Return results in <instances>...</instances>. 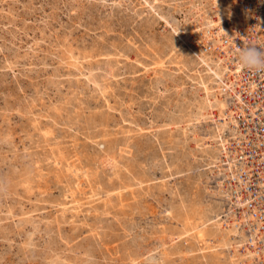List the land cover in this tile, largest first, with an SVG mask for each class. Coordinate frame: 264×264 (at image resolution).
Segmentation results:
<instances>
[{
  "label": "rangeland",
  "instance_id": "374dc122",
  "mask_svg": "<svg viewBox=\"0 0 264 264\" xmlns=\"http://www.w3.org/2000/svg\"><path fill=\"white\" fill-rule=\"evenodd\" d=\"M235 1L0 0V264H158L163 260V264H214L210 253L205 256L208 251L195 242L192 231H188L190 235L186 232V208L199 210L222 202L223 214L227 207L222 195L216 192L222 179L218 167L209 164V154L217 151L210 134L214 131V121L198 120L185 132V101H193L202 94L196 79L198 73L206 75L205 66L198 63L197 54L189 44L216 61L219 48L208 37L205 20H216L222 8L229 10L230 15L238 14L241 8L234 5ZM186 31L190 32L188 42ZM73 96L76 100L72 101ZM77 108H83L81 115ZM95 113L100 117L98 120ZM45 131L52 133L55 140ZM47 142L53 147L59 144L55 149L60 148L69 159L65 158L60 165L61 159H56L54 154L50 156L55 149ZM41 148L49 154H46L49 159ZM77 155L83 159V165L87 163L94 168L89 178L77 174L75 168L67 173V162L73 160L70 157L80 161ZM123 156L128 159H122ZM138 160L143 165L141 161L138 165ZM129 167L132 172L126 171ZM115 170L120 171H117L119 176ZM25 175L30 179H24ZM135 194L140 196L136 198ZM176 215L179 218L172 217Z\"/></svg>",
  "mask_w": 264,
  "mask_h": 264
},
{
  "label": "bare ground",
  "instance_id": "6f19581e",
  "mask_svg": "<svg viewBox=\"0 0 264 264\" xmlns=\"http://www.w3.org/2000/svg\"><path fill=\"white\" fill-rule=\"evenodd\" d=\"M217 1V0H216ZM234 5L236 7H239L241 8V10L239 8H236V11L239 9V13L237 14V12L235 13V15H230V11L227 10L226 8H222L220 9V7H218V10L220 9V11L218 12V18L216 20H214L213 18H210L208 20H205L208 24V31H209V35L208 37L211 38V40L213 41L214 43V46L219 48L218 51L220 53L219 57L217 58L216 61H212L207 55H205L204 53H200L197 51V47H193V45L190 43L189 46L190 48L194 49L195 53L197 54L196 56V59L198 61L199 64H203L205 66V70H206V75H203V74H200L198 73V76H197V79H196V83H197V87L199 89H201L203 92L200 96L196 97L193 101H189V100H182V101H185L186 102V130L185 132L187 133L188 130L190 129V125L191 124H194L196 121L198 120H201V119H206V118H209L210 120L212 119L214 121V131H212L210 134H211V138L214 139L212 140L211 142L212 143H215L217 144V151L215 153L214 151V155L212 154H209V157H210V162L209 164H216L217 167H218V174L221 175V180L219 181L218 183V187H219V190L216 191L217 193L221 194L222 195V199L224 201V203H226L225 205H227V207L224 208L223 210V214L220 212V209L223 208L222 207V202L221 203H218V204H210L209 206H204V208L202 209H192L191 207L190 208H186V232H191L192 231V236L195 238V242H200V248H203V249H206L208 251V254H205V256H209V253H210V258L211 260L213 261L214 264H264V231L262 229V225H264V219L259 216L260 213L264 214V199L263 202H261L260 199L258 198H253V195H252V190L249 188L250 186V181L252 180V174H253V165L252 164H248V161H249V156L246 155L245 153H243V150L246 148L244 147H240L242 145V142L243 140L246 139V133L244 131V129H242L240 127V120L238 118V115H240L241 113L243 115H246V112L244 111V105H243V101H242V95H241V90L243 89V85H244V82L242 81V71L244 68H242L239 64V61H238V48H242L244 47L245 45L247 44H251V41H250V35H252L254 32L253 30H256V32L259 33L260 36L263 35V28H264V0H236L234 2ZM242 13V14H240ZM222 19H225L224 22H222L221 20ZM168 20V19H167ZM253 21H254V25H255V28L253 26ZM227 24V25H226ZM216 26V28H214ZM206 30V31H207ZM186 41L188 42L189 39H188V35H190V32L186 31ZM181 35V34H180ZM183 38V37H182ZM184 40V39H183ZM262 40V38H261ZM65 49V48H63ZM62 49V51L64 52V50ZM72 49V48H71ZM67 50V48H66ZM66 50H65V54H66ZM69 50V48H68ZM75 50V49H74ZM71 51V50H69ZM73 52V51H72ZM63 54V53H62ZM68 54L70 55V53L68 52ZM67 54V55H68ZM74 54V53H73ZM82 54V53H81ZM85 54V53H84ZM83 56H86L84 55ZM87 54V53H86ZM62 56V55H61ZM88 56V55H87ZM71 57V55H70ZM78 57V55H77ZM89 57V56H88ZM72 58V57H71ZM83 58V57H82ZM87 58V57H86ZM66 59V58H65ZM81 59V58H80ZM88 59V58H87ZM117 59V58H116ZM61 60V59H60ZM73 60V58H72ZM78 59H76L75 62H77ZM85 60V59H84ZM90 60V59H89ZM58 61V60H57ZM70 61V59H69ZM74 62V64H75ZM78 63V62H77ZM76 63V64H77ZM69 65H71V63H69ZM78 65V64H77ZM73 66V65H72ZM79 66V65H78ZM71 67V66H70ZM76 67V66H75ZM77 68V67H76ZM86 68V67H85ZM204 69V68H203ZM72 70V69H71ZM94 72V71H93ZM162 72V71H161ZM92 74V72L90 73ZM162 74V73H161ZM95 76V75H93ZM60 77V76H59ZM80 78V77H79ZM93 78V77H92ZM78 79V78H77ZM84 79V78H83ZM96 79V78H95ZM80 80V79H79ZM81 81V80H80ZM95 81V80H94ZM210 81L213 82V86L210 87ZM99 82V81H98ZM97 82V84H98ZM114 82V81H113ZM112 82V83H113ZM214 82L216 83L215 86H214ZM75 84V83H74ZM79 84V83H78ZM82 85V83H80ZM96 84V85H97ZM100 84V82H99ZM98 84V85H99ZM152 84V83H151ZM156 84V83H155ZM76 85V84H75ZM104 85V84H103ZM84 87V86H83ZM86 87V86H85ZM106 87V85L104 86ZM249 89H253L255 88V85L250 83L249 85L247 86H244V88H248ZM76 88V87H75ZM80 88V87H79ZM150 88V87H149ZM215 88V89H213ZM87 89V88H86ZM95 90L97 89L96 87L94 88ZM100 89V88H99ZM83 90V89H82ZM81 90V91H82ZM108 90V88H107ZM106 90V91H107ZM151 90V89H149ZM72 91V90H71ZM87 91V90H86ZM92 91V90H91ZM101 91V90H100ZM76 92V91H75ZM78 92V91H77ZM84 92V91H83ZM97 92V91H96ZM146 92V91H145ZM154 92V91H153ZM82 93V92H80ZM85 93V92H84ZM95 93V92H93ZM105 93V92H104ZM147 93V92H146ZM76 94V93H75ZM92 94V92H91ZM103 94V92H102ZM101 94V95H102ZM77 95V94H76ZM149 95V94H148ZM198 95V94H197ZM72 95H70L69 97H71ZM81 96V94H80ZM84 96V94H83ZM104 96V95H102ZM154 96V95H152ZM195 96V95H194ZM67 97V96H65ZM69 97L67 99H69ZM74 98H72L71 100L73 101V99H75L76 96H73ZM94 97V96H93ZM89 98V96H88ZM151 98V97H150ZM192 98V97H191ZM190 98V99H191ZM194 98V97H193ZM192 98V99H193ZM78 99V98H77ZM80 99V98H79ZM78 99V100H79ZM81 99H83L81 97ZM65 100V98H64ZM76 100V99H75ZM77 100V101H78ZM101 100V99H100ZM107 100V99H106ZM59 101V99H58ZM62 99L60 98V103H61ZM66 101V100H65ZM63 101V102H65ZM86 101V100H85ZM133 101V100H132ZM82 103V100L80 101ZM84 102V100H83ZM101 102V101H100ZM104 102V101H103ZM68 103L70 104V102L68 101ZM109 103V102H108ZM124 103V102H123ZM134 103V102H133ZM72 104V103H71ZM83 104V103H82ZM89 105V103H87ZM106 104V103H105ZM104 104V105H105ZM180 104V103H178ZM177 104V105H178ZM182 104V103H181ZM57 104H55L56 106ZM62 105V104H61ZM64 106L63 107H66L65 104H63ZM75 105H77L75 103ZM100 105V104H99ZM97 106V107H100V106ZM182 105H185V103H183ZM58 106V105H57ZM56 106V107H57ZM78 106H81V105H77ZM109 106V105H108ZM113 106V105H112ZM84 107H85V104H84ZM83 107V108H84ZM106 107V106H105ZM110 107V106H109ZM175 107V106H174ZM185 107V106H184ZM54 108V107H53ZM82 108V109H83ZM113 108V107H112ZM194 108V109H193ZM66 109V108H65ZM79 109V108H77ZM81 108L79 109L80 111H78L79 113L82 112ZM102 109V108H101ZM100 109V111H101ZM55 110V109H54ZM60 110V108L58 109ZM76 111V110H75ZM86 111V110H85ZM94 111V110H93ZM171 111V110H170ZM179 111V110H178ZM181 111V110H180ZM184 110L182 109L181 112H183ZM63 112V110H62ZM76 111V113H78ZM96 112V111H95ZM98 112V110H97ZM96 112V113H97ZM103 112V110H102ZM167 112V111H166ZM55 113V112H54ZM96 113L94 114L96 116ZM98 113H101V112H98ZM108 113V111H107ZM59 114V113H58ZM58 114L56 115L55 113V116H58ZM74 114V113H73ZM83 114V113H82ZM109 114V113H108ZM107 114V115H108ZM81 115V113H80ZM79 115V116H80ZM90 115V114H89ZM93 115V114H92ZM99 115V114H98ZM61 116V114H60ZM72 116V115H71ZM76 116V115H75ZM78 116V115H77ZM70 117V116H69ZM90 117V116H89ZM60 118V117H58ZM57 118V120H58ZM63 118V117H62ZM71 118V117H70ZM75 118V117H73ZM92 118V117H91ZM97 120L98 118H100L99 116H96ZM102 118V117H101ZM104 118V116H103ZM102 118V119H103ZM177 118V117H176ZM182 118V117H181ZM89 119V118H88ZM95 119V117H94ZM93 119V120H94ZM180 119V118H179ZM65 120V119H64ZM67 120V119H66ZM65 120V121H66ZM91 120V119H90ZM93 120H91V122H93ZM101 120V119H100ZM109 120V119H107ZM106 120V121H107ZM35 121V120H34ZM38 121V120H37ZM51 121V120H50ZM74 121V120H73ZM105 120H103L102 122H105L107 123ZM36 122V121H35ZM52 122V121H51ZM54 122H57V121H54ZM69 122V120H68ZM91 122H89L91 124ZM96 122V121H95ZM100 122V124L102 123ZM110 122V121H109ZM34 123V122H33ZM40 123V121H39ZM99 123V122H97ZM96 123V124H97ZM175 123V122H174ZM178 123V122H177ZM176 123V124H177ZM53 124V122L51 123ZM56 124V123H55ZM93 124V123H92ZM91 124V125H92ZM94 124V125H96ZM35 125H39V124H35ZM41 125V123H40ZM103 125V124H102ZM110 125V124H109ZM34 126V125H33ZM32 126V127H33ZM49 127V123L46 125ZM101 126V125H100ZM106 126V124L104 125ZM184 126V127H185ZM35 127V126H34ZM37 127V126H36ZM95 127V126H94ZM178 127V126H177ZM212 127V125H211ZM39 128V126H38ZM45 128V126H44ZM47 128V127H46ZM182 128V127H181ZM180 128V129H181ZM34 129V128H33ZM54 129V127H53ZM52 129V130H53ZM105 129V128H104ZM109 129V128H108ZM179 129V130H180ZM35 132H36V129H34ZM50 130V129H48ZM51 130V131H52ZM102 130V129H101ZM107 130V128H106ZM39 131V129H38ZM37 131V132H38ZM44 131V130H43ZM99 131V130H98ZM171 131V130H170ZM181 131V130H180ZM45 132H48V136H52L50 133L49 135V131H45ZM100 132V131H99ZM102 132V131H101ZM179 132V131H177ZM176 132V133H177ZM42 133V132H41ZM44 133V132H43ZM42 133V134H43ZM69 133V132H68ZM92 133V132H91ZM95 133V132H94ZM93 133V134H94ZM173 133V132H172ZM183 133V131H182ZM181 133V135H182ZM185 133V134H186ZM39 134V133H38ZM46 134V133H45ZM54 134V133H53ZM89 134V133H88ZM99 134V133H98ZM105 134V133H104ZM108 134V133H107ZM110 134V132H109ZM170 134V133H169ZM175 134V133H174ZM189 134V133H188ZM195 134V133H194ZM41 135V134H39ZM29 136V135H28ZM38 136V135H37ZM71 136V134H70ZM89 136H91L89 134ZM87 136V137H89ZM95 136V135H94ZM102 136V135H101ZM179 136V135H178ZM40 137V136H38ZM100 137V136H99ZM127 137V135H126ZM173 137V136H172ZM49 138V137H48ZM47 138V139H48ZM52 140H55L54 137L52 136L51 137ZM108 138V137H107ZM177 137H175L176 139ZM184 138V137H183ZM196 138V137H195ZM42 139H45V136L44 138H41ZM62 139V138H61ZM75 139V138H74ZM168 139V138H167ZM174 139V141H175ZM185 139V138H184ZM51 140V141H52ZM59 140V138H58ZM57 140V141H58ZM63 140V139H62ZM96 140V139H95ZM173 140V138H172ZM183 140V139H182ZM202 140V139H200ZM39 141V140H38ZM45 141V140H44ZM56 141V142H57ZM78 141V140H77ZM97 141H101V140H96ZM110 141V140H109ZM126 141V140H125ZM178 140H176L177 142ZM181 141V140H180ZM186 141V140H185ZM50 142V141H49ZM54 142V141H53ZM52 142V143H53ZM63 142V141H62ZM76 142V141H74ZM94 142V143H96ZM114 143V141H112ZM175 142V143H176ZM182 142V141H181ZM180 142V143H181ZM38 143V142H37ZM43 143V142H42ZM51 143V142H50ZM50 143L47 142V144L50 145ZM58 143V142H57ZM56 143V144H57ZM69 143V142H67ZM84 143V142H83ZM104 143V142H103ZM102 143V144H103ZM106 143V142H105ZM109 143V142H108ZM107 143V144H108ZM184 143V142H182ZM181 143V144H182ZM41 144V142H40ZM45 144V143H44ZM45 144V145H47ZM71 144V143H70ZM100 144V143H99ZM110 144V143H109ZM112 144V143H111ZM171 144V143H170ZM173 144V143H172ZM178 144V143H176ZM175 144V146H176ZM187 144V142H186ZM200 144V143H198ZM203 144H206L205 142H202V145ZM85 145V144H84ZM83 145V146H84ZM42 146V145H41ZM48 146V145H47ZM56 146V145H55ZM55 146H51L50 147H53V149H55ZM58 147H60L59 144H57ZM56 146V148H58ZM66 147V145H64ZM68 146V144H67ZM77 146V145H76ZM99 146V145H98ZM97 146V147H98ZM104 146V145H103ZM102 146V148H103ZM111 146V145H109ZM129 146V144H128ZM175 146L172 145V147L175 148ZM183 146V145H182ZM198 146V145H197ZM210 146V145H209ZM40 147V146H39ZM46 147V146H45ZM49 147V148H50ZM64 147V148H65ZM73 147V146H72ZM71 147V148H72ZM82 147V146H81ZM112 147V146H111ZM126 147V146H125ZM131 147V146H130ZM38 148V147H37ZM47 148V150L49 149ZM68 148V147H67ZM66 148V149H67ZM87 148V147H86ZM85 148V149H86ZM105 148V147H104ZM106 148H109V147H106ZM124 148V147H123ZM201 148V147H200ZM216 148V147H215ZM214 148V149H215ZM42 149V148H41ZM77 149V148H76ZM82 149V148H81ZM112 149V148H110ZM114 149V148H113ZM183 149V147H182ZM204 149V148H203ZM209 149V148H208ZM57 149H55V151L52 150V155L50 154V156H53L54 154V157L56 159H61L64 160L65 158H67L68 156L64 155L62 153V150L60 151V148L56 151ZM64 150V149H63ZM72 150V149H71ZM88 150V149H87ZM98 150V149H97ZM96 150V153L98 152ZM104 150V149H103ZM123 150V149H122ZM174 150V149H173ZM213 150V149H212ZM38 151V150H37ZM43 149H42V153H43ZM51 151V150H49ZM187 151V150H186ZM206 152H208L207 150H205ZM204 151V152H205ZM41 152V151H40ZM68 154L71 152L67 151ZM74 152V151H72ZM71 152V153H72ZM102 151L100 150V153ZM105 152V151H103ZM102 152V153H103ZM107 150H106V154H107ZM110 152V151H109ZM115 152V151H114ZM126 152H127V148H126ZM130 152V150H129ZM203 152V151H202ZM203 152V153H204ZM41 153V154H42ZM78 154L80 152H77ZM94 153V152H93ZM118 153V152H117ZM123 153V152H122ZM202 153V154H203ZM36 154V152H35ZM40 154V153H39ZM40 154V156H41ZM45 153H43L44 155ZM46 154H48L46 152ZM45 154V155H46ZM73 154V153H72ZM75 154L74 153V157H75ZM81 154V153H80ZM88 154V153H87ZM86 152H85V155H87ZM90 154V152H89ZM104 154V155H106ZM109 154V153H108ZM114 154V153H113ZM183 154V153H182ZM34 155V154H33ZM49 155V154H48ZM93 155V154H92ZM95 155V154H94ZM112 155V153H111ZM116 155V154H115ZM207 155V154H206ZM36 156H38V153L36 154ZM47 156V155H46ZM71 156V155H70ZM73 156V155H72ZM79 156V155H77ZM88 156H91V155H88ZM97 156V155H96ZM108 156V155H107ZM106 156V157H107ZM119 156V155H118ZM122 156V155H121ZM129 156V155H128ZM188 156V155H187ZM39 157V156H38ZM45 157V156H44ZM43 157V158H44ZM53 157V158H54ZM74 157H70L72 158L73 160L75 159ZM81 158V156H79ZM85 157V156H83ZM110 157V156H108ZM115 157V156H113ZM131 157V156H129ZM48 158V156H47ZM50 158V157H49ZM48 158V159H49ZM52 158V159H53ZM79 158V159H80ZM97 160L98 157H96ZM102 158V157H101ZM124 158V156L122 157V159ZM127 158V156H126ZM124 158V159H126ZM135 158V157H134ZM178 158V157H177ZM197 158V156L195 157ZM35 159V158H34ZM40 159V157H39ZM69 159V158H67ZM77 159V158H76ZM87 159V158H86ZM89 159V158H88ZM87 159V160H88ZM107 159V158H106ZM111 159V158H110ZM113 159V158H112ZM128 159V158H127ZM35 160H38V159H35ZM54 160V159H53ZM71 160V159H70ZM72 160V161H73ZM78 160V159H77ZM77 160H74L73 162H67V170L66 171H72L73 168H75L78 172L77 174H81L83 176H87L86 178H89L88 176L91 174V171H93V169L89 166H87L85 163V165H83L81 163V160H83L82 158L80 159V161H77ZM94 160V159H93ZM96 160V159H95ZM96 160V161H97ZM101 160V159H100ZM99 160V161H100ZM105 160V159H104ZM103 160V161H104ZM180 160V159H179ZM40 161V160H38ZM47 161V160H45ZM52 161V160H51ZM56 162V160H54ZM85 161V160H84ZM83 161V162H84ZM107 161V160H106ZM105 161V163H106ZM110 161V160H109ZM119 161V160H118ZM124 161V160H123ZM127 161V160H126ZM135 161V160H134ZM133 161V162H134ZM139 161L141 160H138V165H139ZM37 162V161H36ZM43 162V161H42ZM49 162V161H48ZM66 163V161H64ZM89 162V160L87 161ZM102 162V161H101ZM111 162V161H110ZM116 162V161H114ZM128 162V161H127ZM132 162V161H131ZM132 162V163H133ZM142 162V161H141ZM35 163V162H34ZM39 163V162H38ZM36 163V164H38ZM51 163V162H50ZM53 163V162H52ZM63 161L60 163V165H62ZM92 162L88 163V164H91ZM104 163V164H105ZM108 163V161H107ZM129 163V162H128ZM127 163V165H129ZM40 164V163H39ZM38 164V165H39ZM43 164V163H42ZM55 164V163H54ZM53 164V165H54ZM93 164V163H92ZM101 164V163H99ZM113 165V163H111ZM125 165V163H123ZM37 165V166H38ZM47 165V163H46ZM51 165V164H49ZM58 165V164H57ZM55 165V166H57ZM60 165H58L57 167H61ZM110 165V164H109ZM134 165V164H133ZM142 165H143V162H142ZM35 166V164H34ZM43 166H45V164H43ZM146 166V165H144ZM143 166V167H144ZM49 167V166H47ZM54 167V166H53ZM64 167V166H63ZM98 167V166H96ZM95 167V168H96ZM105 167V165H104ZM117 168V166H115ZM114 167V168H115ZM134 167V166H133ZM132 167V168H133ZM137 167V166H135ZM139 167V166H138ZM142 167V166H141ZM142 167V168H143ZM39 168V167H38ZM102 168V167H101ZM122 168V167H121ZM124 168V167H123ZM126 168V167H125ZM191 168V166H190ZM32 169V168H31ZM37 169V168H36ZM43 169V167H42ZM46 169V168H45ZM62 169V168H61ZM99 169V168H98ZM103 169V168H102ZM143 169L146 170V167H144ZM35 170V168H34ZM47 170V169H46ZM49 170H51L49 168ZM130 170L132 172V170L130 169H126V171ZM134 170V169H133ZM137 170V169H136ZM145 170H144V173H145ZM33 171V170H31ZM55 171V170H54ZM63 171V170H62ZM69 171L67 173H69ZM96 171H97V168H96ZM116 171V170H115ZM118 171V170H117ZM116 171V173H117ZM140 170H138L137 172L139 173ZM147 171V170H146ZM24 172H27V171H24ZM35 172V171H34ZM33 172V173H34ZM40 172H45V171H40ZM53 172V171H51ZM59 172V175H60V171ZM65 172V171H64ZM98 172V171H97ZM102 172V171H101ZM120 172V171H118ZM123 172V171H121ZM129 172V171H128ZM135 172V171H134ZM136 172V173H137ZM142 172V171H140ZM176 172V171H174ZM29 173V172H28ZM32 173V172H31ZM30 173V175H32ZM37 173V172H36ZM67 173L65 174L66 177H67ZM76 172H74L73 174H75ZM100 173V172H99ZM27 175V173H25ZM40 174V173H38ZM71 174V173H70ZM72 174V175H73ZM93 174V173H92ZM115 173H113L114 175ZM120 174V173H119ZM123 174V173H122ZM121 174V175H122ZM142 174V173H141ZM146 174V173H145ZM25 175V178L26 180L30 179L29 176H26ZM98 175V174H97ZM102 174H100L101 176ZM112 176V174H110ZM125 175V174H124ZM130 175V174H129ZM137 175V174H136ZM140 175V174H139ZM22 176V175H21ZM78 176V175H77ZM95 178L98 180V176H96V174L94 175ZM117 176L118 173H117ZM143 176V175H142ZM23 177V176H22ZM45 177V176H44ZM61 177V176H60ZM59 177V178H60ZM62 177H64L62 175ZM73 177V176H72ZM75 177V175H74ZM105 177V176H104ZM109 177V176H106V178ZM132 177V176H131ZM137 177V176H136ZM140 176H138L139 178ZM71 178V177H70ZM77 178V177H76ZM80 178V177H79ZM84 178V177H83ZM117 179H120V177H116ZM122 178V177H121ZM127 178V177H126ZM130 178V177H129ZM135 178V174L133 173V179ZM20 179V178H18ZM75 179V178H74ZM94 179V178H93ZM103 179V178H102ZM101 178L99 180H102ZM114 179V178H113ZM111 178V180H113ZM131 179V178H130ZM152 179V178H151ZM61 180V178H60ZM71 180V179H69ZM68 180V181H69ZM73 180V179H72ZM71 180V182H72ZM78 180V179H75V181ZM87 180V179H86ZM90 180V179H89ZM106 180V179H105ZM122 180V179H121ZM63 182H65L64 180H62ZM67 181V182H68ZM85 181V180H84ZM95 181V179H94ZM93 181V182H94ZM115 180H113L114 182ZM124 181V180H123ZM122 181V182H123ZM132 181V180H131ZM136 182V180H133ZM147 181V180H146ZM77 182V181H76ZM100 182V181H99ZM105 182V181H104ZM103 182V183H104ZM108 182H111V181H108ZM121 182V181H120ZM125 182V181H124ZM123 184H126L124 183ZM134 182V183H135ZM141 182V181H140ZM149 182V181H147ZM166 182V181H165ZM218 182V181H217ZM27 183V182H26ZM69 183V182H68ZM79 183V182H78ZM92 183V182H91ZM90 183V184H91ZM97 183V182H96ZM107 183V181H106ZM105 183V184H106ZM112 183V182H111ZM117 183V182H116ZM133 183V182H131ZM130 183V184H131ZM133 183V184H134ZM137 183H139V181L137 180ZM151 183V182H150ZM158 183V182H157ZM162 183V182H161ZM59 184V183H58ZM76 184V183H75ZM81 184V183H80ZM89 184V185H90ZM101 184V183H100ZM109 185L108 186H111L113 185H110V183H108ZM119 184V183H118ZM129 184V183H128ZM167 184V183H166ZM165 184V185H166ZM169 184V183H168ZM167 184V185H168ZM177 184V183H176ZM175 184V185H176ZM191 184V183H189ZM193 184V182H192ZM63 185V184H62ZM78 185V184H77ZM88 185V184H87ZM117 185V184H116ZM136 185V184H135ZM134 185V186H135ZM144 185V184H143ZM147 185H150V184H147ZM158 185H161V184H158ZM174 185V184H173ZM172 185V186H173ZM200 185V184H199ZM25 186V184H24ZM28 186V185H27ZM64 186V185H63ZM72 186V185H70ZM74 186V185H73ZM76 186V185H75ZM80 186V185H79ZM78 186V187H79ZM106 186V185H105ZM106 186V191H107V187ZM132 186V185H131ZM130 186V188H131ZM260 186H264V179H261L260 181ZM66 186H64V189H65ZM69 187V186H68ZM87 187V186H86ZM85 187V188H86ZM92 187V185H91ZM104 187V184H102V189ZM115 187V186H114ZM114 187H112L114 189ZM128 187V186H127ZM137 187V186H136ZM145 187V186H143ZM150 187V186H149ZM174 187V186H173ZM180 187V186H179ZM200 187V186H199ZM80 188V187H79ZM82 188V187H81ZM84 188V187H83ZM84 188V189H85ZM118 187H116L117 189ZM129 188V187H128ZM142 188V187H141ZM163 188H165L163 186ZM169 188V187H168ZM171 188V187H170ZM186 188V187H185ZM27 189V188H26ZM78 188L74 189V190H77ZM95 189V188H93ZM98 189V188H97ZM96 189V190H97ZM100 189V187H99ZM123 189V187H122ZM126 189V188H125ZM135 189V188H134ZM133 189V190H134ZM137 189V188H136ZM139 189V188H138ZM153 189V188H152ZM158 189V188H156ZM191 189V188H190ZM263 188H259V192H261ZM30 190V189H29ZM120 190V188H119ZM131 190V189H130ZM132 190V191H133ZM141 190V189H140ZM143 190V189H142ZM159 190V189H158ZM166 190V188H165ZM178 190V189H177ZM182 190V189H181ZM192 190V189H191ZM71 191V190H70ZM73 191V190H72ZM81 191V190H80ZM99 191V190H98ZM97 191V192H98ZM101 191V190H100ZM104 191V189H103ZM113 191V190H112ZM149 191V190H148ZM157 191V190H156ZM175 193H176V190L174 189L173 190ZM184 191V190H183ZM186 191V189H185ZM77 192V191H76ZM76 192L74 193V195L76 194ZM84 192V191H83ZM96 192V193H97ZM105 192V191H104ZM116 192V191H115ZM121 191H119L120 193ZM137 192V191H136ZM140 193V191H138ZM147 192V191H146ZM62 193H65V192H62ZM66 193H69V190L68 192ZM86 193V192H85ZM89 193V192H88ZM94 191L91 193L93 194ZM117 193V192H116ZM142 194L145 193V192H141ZM149 193V192H148ZM147 193V194H148ZM185 193V192H184ZM196 193V192H195ZM72 194V193H70ZM80 194V193H79ZM104 194V193H103ZM112 194V193H110ZM114 194V192H113ZM118 194V193H117ZM132 194V192H131ZM134 194V193H133ZM132 194V195H133ZM137 194V193H136ZM134 195L136 198H138L139 196L138 195ZM152 194H154V191L152 192ZM151 194V195H152ZM178 194V193H177ZM187 194V193H185ZM202 194V193H201ZM67 195V194H66ZM116 195V194H115ZM121 195V194H119ZM180 195V194H179ZM190 195V194H189ZM189 195H184L185 197L187 196V198L189 197ZM192 195V194H191ZM195 195V194H194ZM198 195V193H197ZM199 195H200V192H199ZM61 196V195H60ZM77 196V195H75ZM91 196V195H90ZM102 196V195H101ZM109 196V194L107 195ZM123 196V193L122 195ZM129 196V195H128ZM142 196V195H141ZM150 196V195H149ZM174 196V193L173 195ZM203 196V195H202ZM220 197V195H218ZM63 197H64V194H63ZM62 197V198H63ZM68 197V196H67ZM85 197V196H84ZM88 197H89V194H88ZM98 197V196H97ZM100 197V196H99ZM105 197V196H104ZM111 197V195H110ZM124 197V196H123ZM178 197V195H177ZM183 197V198H185ZM194 197V196H193ZM83 198V196L81 197ZM80 198V200H81ZM103 198V197H102ZM101 198V199H102ZM108 198V197H107ZM121 198V197H120ZM119 198V199H120ZM127 198V196H126ZM148 198V197H146ZM145 198V199H146ZM187 198H185L187 200ZM195 198V197H194ZM197 198V197H196ZM51 199V198H50ZM65 199V198H63ZM71 199V197H70ZM69 199V200H70ZM73 199V198H72ZM94 199V198H93ZM99 199V198H98ZM97 199V200H98ZM100 199V201H101ZM104 199V198H103ZM106 199V198H105ZM130 199V198H129ZM178 199V198H177ZM176 199V200H177ZM212 199V198H211ZM61 200V199H60ZM74 200V199H73ZM109 200V199H108ZM122 200V199H120ZM124 200V198H123ZM128 200V199H127ZM175 200V202H176ZM181 201V199H179ZM193 200V199H192ZM203 200V199H202ZM207 200V199H205ZM255 200V201H254ZM72 201V200H71ZM90 201V200H89ZM94 201V200H92ZM98 201V202H100ZM138 201V200H137ZM184 201V200H183ZM190 201V200H189ZM210 201V200H209ZM217 201V200H215ZM221 201V200H220ZM62 202V201H61ZM65 204H67L66 202L67 201H64ZM117 202V201H116ZM132 202V201H131ZM135 202V201H134ZM182 202V201H181ZM253 202V203H252ZM60 203V202H58ZM57 203V204H58ZM76 203V201L74 202ZM84 203V202H82ZM109 203V202H108ZM107 203V204H108ZM114 203V202H112ZM111 203V204H112ZM138 203V202H137ZM172 203V202H171ZM189 203V202H188ZM197 203L199 204L198 200H197ZM217 203V202H216ZM64 204V205H65ZM106 204V203H105ZM169 204V203H168ZM173 204V203H172ZM177 204V203H176ZM181 204V203H179ZM192 204V203H190ZM195 204V202L193 203ZM68 205V204H67ZM197 205V204H196ZM72 206H73V203H72ZM104 206V205H103ZM107 206H110V205H107ZM106 206V208H107ZM63 207H66V206H63ZM170 207V206H169ZM177 207V206H176ZM181 207H183V204L181 205ZM68 208V207H66ZM70 208V207H69ZM72 208V207H71ZM135 208V207H133ZM173 208V207H172ZM61 209V208H60ZM73 209V208H72ZM175 209V208H174ZM64 210V209H63ZM68 210V209H67ZM171 210V209H170ZM185 210V209H184ZM62 211V210H61ZM66 211V210H65ZM77 211V210H76ZM179 211V210H178ZM181 211V210H180ZM179 211V212H180ZM173 212V211H172ZM175 212V211H174ZM184 212V211H183ZM65 213V212H64ZM171 213V212H169ZM173 214V213H172ZM180 214V213H178ZM182 214V212H181ZM184 214V213H183ZM76 216V214H75ZM171 216V215H170ZM184 216V215H183ZM172 217H177L179 218V215H176V216H172ZM182 217V216H181ZM185 217V216H184ZM62 218V217H61ZM176 218V219H177ZM65 219V218H64ZM183 219V218H182ZM181 219V220H182ZM27 220V219H26ZM70 220V219H69ZM184 220V219H183ZM183 220H182V223H183ZM55 222V221H53ZM180 222V221H179ZM185 222V221H184ZM45 223V222H44ZM178 223V221H177ZM46 224V223H45ZM48 224V223H47ZM39 226V224H37ZM36 225V226H37ZM95 225V224H94ZM183 225V224H182ZM181 225V226H182ZM96 226V225H95ZM94 226V227H95ZM177 226V225H176ZM179 226V225H178ZM185 226V225H183ZM46 227V226H45ZM36 228V227H35ZM177 228V227H176ZM92 229V228H91ZM166 229V228H165ZM173 229V228H171ZM181 229V228H180ZM184 230V227L182 228ZM169 230V229H168ZM167 231V230H166ZM185 231V230H184ZM33 232V231H32ZM188 232V234H189ZM30 234V233H29ZM175 234V233H174ZM184 234V233H183ZM182 234V235H183ZM179 235V234H178ZM190 235V234H189ZM31 236V235H30ZM33 236V235H32ZM180 236V235H179ZM178 236V237H179ZM187 236V235H186ZM169 237H172L171 239L173 240V236H169ZM177 237V236H176ZM184 237V236H183ZM182 237V238H183ZM168 238V237H166ZM189 238V236H188ZM192 238V237H191ZM170 239V238H169ZM167 239V240H169ZM184 240V238H183ZM166 241V240H165ZM170 241V240H169ZM188 241V240H187ZM186 241V242H187ZM161 242H164V241H161ZM168 242V241H166ZM172 242V241H171ZM194 242V241H193ZM163 244V243H162ZM166 244V243H165ZM164 244V245H165ZM174 244V243H172ZM187 244V243H186ZM198 245V244H197ZM167 246V245H166ZM171 246V245H170ZM185 246V245H184ZM164 247V246H163ZM174 247V246H173ZM188 247V246H187ZM190 247V246H189ZM184 248V247H183ZM199 248V249H200ZM179 249V248H178ZM171 250V249H170ZM175 250V249H174ZM181 250V249H180ZM150 251V250H149ZM185 250H183L184 252ZM175 252V251H174ZM164 253V252H163ZM181 253V252H179ZM169 254V253H167ZM172 254V253H171ZM171 254H170V257H171ZM178 254V253H177ZM176 254V255H177ZM184 255V254H183ZM185 256V255H184ZM202 256V255H201ZM163 257V255H162ZM182 257V256H181ZM179 257V258H181ZM204 257V256H202ZM152 258V257H151ZM186 257H184L185 259ZM163 259V258H162ZM176 259V258H175ZM182 259V258H181ZM170 260V258H169ZM172 260V258H171ZM179 260V259H177ZM204 260V259H203ZM164 261V260H163ZM163 261H160L158 262L159 263H162ZM165 261H168L165 260ZM174 261V259H173ZM211 261V262H212ZM205 262V261H203ZM169 263V262H168ZM167 262L165 264H168ZM172 264V262H170ZM210 263V262H209ZM163 264V263H162ZM180 264V262H179ZM204 264V263H203Z\"/></svg>",
  "mask_w": 264,
  "mask_h": 264
},
{
  "label": "built area",
  "instance_id": "2783aa9c",
  "mask_svg": "<svg viewBox=\"0 0 264 264\" xmlns=\"http://www.w3.org/2000/svg\"><path fill=\"white\" fill-rule=\"evenodd\" d=\"M253 26L255 28L254 21ZM253 32L250 35L251 44L260 49V46H264V28L262 36L256 30ZM242 76L244 85L241 95L246 115L241 113L238 118L240 127L244 129L247 137L240 147L246 148L243 153L249 156L248 164H252L254 167L249 185L253 198L256 197L263 202L264 186H260V181L264 179V72L256 73L243 69ZM250 83L255 85L254 90L249 89V87L244 88ZM261 187L263 189L259 192ZM259 216L264 219V214L260 213ZM262 229L264 231V225H262Z\"/></svg>",
  "mask_w": 264,
  "mask_h": 264
},
{
  "label": "clouds",
  "instance_id": "9594fccd",
  "mask_svg": "<svg viewBox=\"0 0 264 264\" xmlns=\"http://www.w3.org/2000/svg\"><path fill=\"white\" fill-rule=\"evenodd\" d=\"M238 61L242 68L251 72H264V46L257 49L256 45L247 44L238 48Z\"/></svg>",
  "mask_w": 264,
  "mask_h": 264
}]
</instances>
